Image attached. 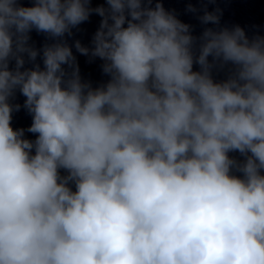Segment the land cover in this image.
<instances>
[{
	"label": "clouds",
	"instance_id": "obj_1",
	"mask_svg": "<svg viewBox=\"0 0 264 264\" xmlns=\"http://www.w3.org/2000/svg\"><path fill=\"white\" fill-rule=\"evenodd\" d=\"M91 2L0 0V264H264V37L197 38L160 0ZM93 13L92 47H74L104 61L97 88L62 39ZM221 16L205 6L199 20ZM33 29L55 40L43 69H24ZM17 89L34 142L11 127Z\"/></svg>",
	"mask_w": 264,
	"mask_h": 264
},
{
	"label": "water",
	"instance_id": "obj_2",
	"mask_svg": "<svg viewBox=\"0 0 264 264\" xmlns=\"http://www.w3.org/2000/svg\"><path fill=\"white\" fill-rule=\"evenodd\" d=\"M201 9L205 6L209 11L216 8L222 10L220 21L232 28L239 25L251 39L255 36L264 37V0H188Z\"/></svg>",
	"mask_w": 264,
	"mask_h": 264
}]
</instances>
